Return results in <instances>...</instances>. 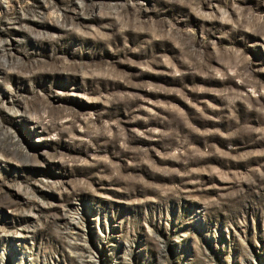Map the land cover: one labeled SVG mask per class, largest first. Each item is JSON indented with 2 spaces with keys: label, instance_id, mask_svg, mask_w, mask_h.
<instances>
[{
  "label": "rangeland",
  "instance_id": "1",
  "mask_svg": "<svg viewBox=\"0 0 264 264\" xmlns=\"http://www.w3.org/2000/svg\"><path fill=\"white\" fill-rule=\"evenodd\" d=\"M0 264H264V0H0Z\"/></svg>",
  "mask_w": 264,
  "mask_h": 264
}]
</instances>
